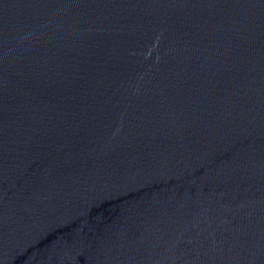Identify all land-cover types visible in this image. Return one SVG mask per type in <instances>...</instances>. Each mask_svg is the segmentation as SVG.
Segmentation results:
<instances>
[{
  "label": "water",
  "instance_id": "obj_1",
  "mask_svg": "<svg viewBox=\"0 0 264 264\" xmlns=\"http://www.w3.org/2000/svg\"><path fill=\"white\" fill-rule=\"evenodd\" d=\"M0 264H264V0H0Z\"/></svg>",
  "mask_w": 264,
  "mask_h": 264
}]
</instances>
